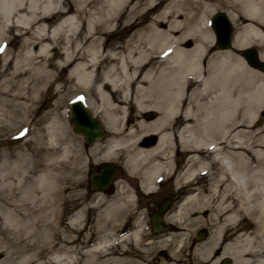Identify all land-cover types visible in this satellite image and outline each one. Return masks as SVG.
I'll return each instance as SVG.
<instances>
[{
  "label": "bare ground",
  "instance_id": "bare-ground-1",
  "mask_svg": "<svg viewBox=\"0 0 264 264\" xmlns=\"http://www.w3.org/2000/svg\"><path fill=\"white\" fill-rule=\"evenodd\" d=\"M215 3L231 10V20L236 18L238 11L242 17L260 26L259 29L248 23L238 29L232 47L238 51L249 46L253 38L258 39L259 44H263L258 57L264 59V29H261L264 28V0H0V46L4 49L0 52V58L4 60L0 73L8 75L5 84L9 87L7 92L0 87V123L13 122L19 117L20 108L28 117L26 120L30 118L25 103L12 102L17 95H10L9 91L15 86L28 95L53 92L55 87H62L58 80L64 71L67 83L76 88L73 95L84 90L92 114L103 113L104 125L114 133L126 113L125 104L134 92L133 104L159 114L153 122H141L135 129L139 134L157 132L159 142L153 149H139L128 154L129 169L139 168L151 153L160 152L165 139L177 135L182 148L189 150L188 162L192 169L186 171L187 176L198 174L212 163L220 170L217 180L210 182L208 188L196 189L183 199L173 216L175 222H182V211L186 206L204 208L214 198L219 210L231 196L239 201L241 211L249 214L255 229L259 227L256 230L259 242L254 248L248 238H238L239 241L225 247L224 253L234 250L235 264H264V134L255 140L253 131L256 111L264 107V72L252 69L241 55L230 50L214 53L205 66L202 64L201 55L212 41L211 33L204 26ZM232 6L235 12L230 8ZM193 7L203 9L199 14L203 26L193 21L197 12H186ZM180 12L184 16L182 22L178 20ZM54 14L62 17L51 23ZM147 15L154 23L143 25ZM165 18L170 21L168 30L163 31L158 24ZM176 28L180 35L173 39ZM120 31L130 33L125 40L110 43L111 36ZM10 32L14 33L11 39L7 36ZM200 33L198 38L196 35ZM191 36L197 38L195 45L182 49L179 41ZM18 40L20 50L15 51L11 44ZM51 44L56 51L49 55ZM34 45H38L36 50ZM169 49L171 53L164 56L163 52ZM153 50H159V53L154 54ZM8 55H11L9 60L6 59ZM57 56L60 58L53 62ZM145 65L148 68L140 75ZM105 83L110 84L109 91L103 89ZM33 99L29 97L26 101ZM116 111L122 115L117 116ZM178 118L182 122L174 129L176 123L173 121ZM243 123L249 125L247 131H243V127L236 128ZM33 129L30 128L29 134ZM46 131L48 139L56 144L57 134L63 133L55 119L47 124ZM40 134L39 129L38 137H42ZM257 142L259 149L255 148ZM106 144L100 151L104 157L113 155L112 149L117 147L114 140ZM48 148L44 153L47 158H43V170L37 177L31 175L37 160L32 161L29 153L0 149V229L1 225L5 229L12 227L26 239L18 240L17 244L27 251L25 256L32 258L35 264H117L116 259L103 254L102 239L85 250L86 257L79 260L74 259L69 250L71 240L68 235H64L60 239L62 245L55 248L59 233L55 235L45 226H32V220L39 213L30 212L29 207L20 202L26 199L35 205L39 197L35 192L37 189L41 191L39 201L47 198L55 177L46 167V160L50 162L56 154V147ZM160 153L163 155L164 152ZM155 162L153 175L163 165L167 166L159 160ZM10 206H15L18 211L14 212ZM107 209L110 214L111 208ZM79 213L77 211L74 218H70L68 225L80 223ZM216 217L215 214L213 218ZM235 217V214L227 215L218 225L214 222L216 226H213L215 230L210 239L203 248L196 249L201 260L207 258L220 238L225 222ZM53 222L58 225L61 221L54 218Z\"/></svg>",
  "mask_w": 264,
  "mask_h": 264
},
{
  "label": "rangeland",
  "instance_id": "rangeland-1",
  "mask_svg": "<svg viewBox=\"0 0 264 264\" xmlns=\"http://www.w3.org/2000/svg\"><path fill=\"white\" fill-rule=\"evenodd\" d=\"M215 1V0H213ZM218 1V0H217ZM220 1V0H219ZM231 5V4H229ZM215 8L214 10H212L211 12H209L208 15H210L211 13H213V11L215 10H223L225 11L227 14H229V9L228 7L226 8L225 5H222L221 3H215ZM142 10H143V5H141ZM232 10H235V7H230ZM186 12H197V15L195 16V18L193 19V21L195 22V24L199 25V26H203L202 24V16H199V14L201 13V11H203V9H201L200 7H193L192 9H186ZM157 11V10H156ZM231 11V10H230ZM238 11H236V18L234 20H232V23L234 24L235 29H239L241 27H243L245 24L248 23H252L251 21H249V19H245L244 17H242L241 13H237ZM180 14L178 16V20L179 22H182L183 19V12L178 13ZM152 16V15H151ZM62 15L61 14H54L50 21L51 23H55L59 18H61ZM172 17V16H171ZM169 21L168 18L163 19L162 21H160V23L158 24V28L166 31L168 30V26H169ZM204 21V20H203ZM149 23H154V21L150 18V16L147 15V17L144 19L143 25L145 24H149ZM254 25V27L259 28V25H256L255 23H252ZM204 27H206L208 29V31L211 33V37H212V31L210 30V27L207 25H205ZM203 27V28H204ZM202 29V28H201ZM261 29H264L261 27ZM205 30V29H204ZM173 39H177L176 37L180 35L179 30L173 29ZM130 33V31L128 32V34ZM126 32L120 31V32H116L114 35L111 36L110 39V43L113 41H123L127 38L128 35ZM14 35L13 32L8 33V38L11 39L12 36ZM202 34H198L196 36H198V38L201 36ZM213 38V37H212ZM197 38L195 36H191V37H185L183 40L179 41L180 42V47L182 49H189L192 48L195 43H196ZM255 45H253L254 47H256L257 49H261V45L263 44H259V40L255 38H253ZM208 41V40H207ZM259 41V42H258ZM210 43V42H209ZM20 44L21 42L18 41H13V44H11L12 48H14L15 51L20 50ZM212 44V41H211ZM211 44L210 46H208V48L205 47V51L202 53L201 55V59H202V64H204V66L207 63V60L209 57H211L214 53H218L220 50L218 51H212L211 49ZM252 45V44H250ZM38 47V45H34L33 49L36 50ZM147 48V47H145ZM104 49H107V46H105ZM231 52L233 53H237L238 55V51L234 50V48L232 47L231 49H229ZM228 50V51H229ZM56 48L53 44L50 45L49 49H48V54L52 55L53 53H55ZM154 54L155 52L159 53V50H153ZM165 52V51H164ZM163 52V53H164ZM0 55H2V53H0ZM11 55H8L6 57V59L9 60ZM58 58H60V56L54 57L53 62H55V60H57ZM4 62V60L2 59V57L0 58V69H1V65ZM148 68V65H145L144 67L141 68L140 71V75ZM56 72V71H54ZM8 79V75L7 74H1L0 73V87L2 88L3 92H7L9 90V87L5 84V81ZM58 83L61 84L62 87H55V91L51 92V90L47 91V92H43V94H35V93H30L28 95V93H26V91H24L21 87L15 86L11 91H9V94H16V98L12 99L13 103H18V102H23L25 103V105L29 108L28 109V115H30V118L28 120H26V114L25 112H23L24 110L20 108V115L18 118H15L13 122H11L10 124L8 122H1L0 123V149H2L3 151L6 152H21V153H29L31 156V160H37L35 161L37 167L34 170L33 173H31L32 176L37 177L38 174H40L43 170V158H47V156H45V152L47 150H49L48 147H56L54 148V151H56L54 157L52 158V160L49 162L48 160H46V162L48 163V168H50L49 171L52 172V174H54L55 177V181L52 182L51 181V189L48 192L47 198L46 199H42L39 201L40 195H41V191H39L37 188V191H35L36 193L39 194V197L37 198L36 204L35 205H31L29 200H24L22 202H20V204L23 203L24 206L29 207V211H38L39 216H37V218H35L34 220H32V226H45L48 229H51L50 232L56 235V233H59L58 237H60L59 239L55 240L56 242L58 241V244L55 246V248H58L60 245H62L63 242H61L62 238L64 235H68L69 239L71 240V243H68L70 245V251L72 252L73 258L74 259H79V260H83L86 255L84 254V251L87 250L88 248H90V246L95 243L98 242V240H103L102 242H104L101 247H102V251L103 254H106L107 257H111L112 259H116L118 262L117 264H149L146 262V260H143V258L140 260H137L135 258H138V256L134 255V252H138L140 250H138L137 246H140L141 243L137 242V241H131V240H127L126 238H124L123 240L119 241L118 238L113 239L112 237H114V234L118 235V231L115 227H117L115 224H108L107 221H105V213L103 215V213L101 212L100 214L97 212L93 213V209L96 208H92V207H85V203H79L76 205L77 201L82 197L81 194H77L73 192V187L74 185L77 186V184L79 183V181L82 179L81 177V172L83 171L84 167L83 166H76L74 168V170L76 172H79L81 170V172H79L78 174H73L70 173L68 170V166L67 163L65 161V154L68 155H73L75 153H70L71 151H76L75 149L76 147H81L83 146V136L76 134L73 131V126L69 121V104L73 101V100H81L83 103L86 104V106L88 107V110L91 112L92 109L90 106H88L87 102H86V95L84 93V90H80V93L73 95L74 94V90L76 88L72 87V83H67V76H66V71H64L63 73H60V77L58 80ZM145 85V84H144ZM136 86V84L134 85V87ZM111 88L109 83H105L103 84V89L106 91H109ZM57 90V91H56ZM20 91L22 92V94H19ZM18 92V94H17ZM29 97H34L33 101H26ZM134 92H133V97L132 98H128L129 100H127V103L125 104V110H126V114H129V116H131V124L132 128L135 127V124L140 123L139 120L144 121V118H141V115L143 113H147L148 110H142L140 108H138L136 106V104H133L134 101ZM26 98V99H25ZM153 110V109H152ZM264 107L260 108L256 111V115L254 117V119L256 117H259L258 123L260 124V131L261 134H264ZM157 114V116L159 115L158 112H155ZM103 113H98L96 115V118H98L100 121H102L101 123H106V121H104L105 118H103ZM115 114L117 116L122 115L119 111L115 112ZM40 119V120H39ZM53 119L57 120L58 123L61 126V131H63L62 134H57L58 137V142L56 143H52L51 139H48L49 137L47 136V124H49L51 121H53ZM23 120H25V124L23 123ZM121 121V120H119ZM175 124V129H177L178 125L182 122L180 118H178L176 121H173ZM123 127L121 128V130L124 132L127 130V128H124V121L122 122ZM242 128L243 127V131H247V129H249V125L246 123H243L242 125H238V127L236 128ZM30 128H34L33 131L29 134L30 132ZM27 130V133L23 136L20 135V132L23 130ZM40 129L41 132V136L42 137H38V130ZM107 129V128H106ZM108 130V129H107ZM114 132V131H113ZM109 137H113V133H109L106 132ZM122 133H118L117 135H121ZM124 134V133H123ZM126 134V132H125ZM152 134H155V132H151V133H147L146 134V140H147V145L148 147H142L140 144H137L138 140H142L144 139L143 136H140L139 139H137L134 144V149L131 150L128 154H132L134 152H136L139 149H144V148H152L153 145H150L148 142L149 140H151V136ZM15 135H20V138L16 141H12L11 137L15 136ZM145 135V134H144ZM158 135V134H157ZM29 136V138L27 139V137ZM129 136H133V134H128L127 137ZM31 137V138H30ZM40 140L43 141V143L40 144ZM51 142V144H50ZM105 141H98V143H96L95 145L100 146L105 144ZM220 142V141H218ZM152 143V142H151ZM107 145V144H106ZM222 145V144H220ZM154 147V146H153ZM71 148V149H69ZM155 148V147H154ZM153 149V148H152ZM224 150H226V148H223ZM69 150V151H68ZM228 150V149H227ZM264 150V149H262ZM66 151V152H65ZM164 159L165 162L169 160V157L166 155V152L164 153ZM73 158V157H72ZM219 166L215 163H212L211 166H209L207 168V175L199 177L200 179H198V182L196 184V189L199 190H205L206 188L209 187V183L216 181L218 178V172H219ZM200 175H204V174H200ZM33 178V177H32ZM66 184H68V194L66 195L65 189H66ZM231 199V196H229V199L227 201H229ZM214 198L212 200V202L208 203V205L200 208H197V211H200L202 209H208L210 211L209 216L208 217H202L200 215L197 216L194 214L195 217H185V215H183V220L182 222H179L178 225L180 226H184L183 224L185 223V221H187L188 223L185 225L190 227L189 231L190 233H192V230L195 228H208L209 230V235L207 237L201 238L199 240V244L197 245V250H200L201 248H203L202 246L208 242V240L210 239L213 231L215 230L214 227L216 226L214 222L218 223L220 222L223 223L224 220L222 211L226 208H222V209H217L215 207H213V205L216 204V202H214ZM26 203L28 205H26ZM31 205V206H30ZM9 208H11L14 212H17V208L15 206H10ZM34 210H32V209ZM65 210H69V211H79V216L82 217L80 219V223L71 226L70 224L68 225V221H70V219L67 218V216H64L65 214L63 213ZM218 215V217L213 218L214 215ZM240 214H242L240 212ZM247 215L245 212H243L242 215ZM249 216V214H248ZM74 217V216H73ZM198 217V218H197ZM239 217V218H238ZM238 217L237 219H239V221H243L244 223H247L250 225L249 221L245 218L241 219L239 213H238ZM57 218L60 219V223L57 225L56 222H53V219ZM72 218V217H71ZM196 218V219H194ZM73 219V218H72ZM107 219V218H106ZM218 219V221H217ZM235 219V221L237 220ZM180 221V220H179ZM113 222V221H112ZM191 224V226H190ZM214 226V227H213ZM225 226V225H223ZM184 227V231H187V229H185ZM226 227V226H225ZM0 229V264H35L32 260V258H29L27 256H25V254L27 253L26 250H21L20 246H18L17 241L18 240H23L25 241L26 239H24L18 232H15L14 229L12 227H7L6 229L2 227L1 225ZM22 229V227H20ZM192 228V229H191ZM18 231V230H17ZM114 233V234H113ZM116 236V237H117ZM5 238V239H3ZM99 238V239H98ZM61 239V240H60ZM221 238H219L216 242V244H214L211 249H210V253L207 256V258L205 260H201L202 258L200 257L199 252H197L196 250H194V252L192 253V255L187 257L186 254L182 255L183 251L181 252L182 254H180V249L179 252H177V244L175 245H165L167 246V250L169 252V260L171 261H167L165 258L162 262L158 263V264H168L171 262H178L180 264H204V262H206V264H210V257L212 255V253L219 248L222 244H221ZM107 242V243H106ZM134 243V244H131ZM105 245V246H104ZM104 246V247H103ZM132 246V251H130ZM210 247V246H209ZM129 248V249H128ZM181 249L184 248V246L180 247ZM33 250H31L30 252H32ZM247 256H249L247 254ZM106 257V258H107ZM201 259H200V258ZM177 258H180V260L178 261ZM22 259H24V261H22ZM22 262H21V261ZM21 262V263H20ZM232 263H234V260L232 258Z\"/></svg>",
  "mask_w": 264,
  "mask_h": 264
},
{
  "label": "flooded vegetation",
  "instance_id": "flooded-vegetation-1",
  "mask_svg": "<svg viewBox=\"0 0 264 264\" xmlns=\"http://www.w3.org/2000/svg\"><path fill=\"white\" fill-rule=\"evenodd\" d=\"M157 117L155 113H143L141 115V118H144L142 123H151ZM256 120V124L253 127V131L256 133V136H254L255 140L261 135L259 119ZM131 121V116H128L126 121L127 130L115 132L122 133L119 136L113 135V137L108 138L106 133L105 139L102 140L105 141V144L100 146H86L83 144V146L75 148L77 150L75 154L66 155L67 171L78 174L81 170L76 172L74 168L77 165L84 167L81 172L82 179L77 186L74 185L73 187V192L82 196L76 205L85 203L87 208H96L93 209V213L97 212V214H100L102 212L103 215L105 213L107 218H105V221L108 224L118 225L115 228L118 231V235H120L119 240L126 238L127 240L141 243L140 246H137L140 251L134 252V255L138 256V258H135L137 260L141 261L143 258L149 264H158L164 258L167 261H171L165 245H175L177 242V252L180 249V254H186L187 257L185 258H188L197 249L200 237H207L210 233L208 228L198 229L195 227L190 233L189 225L185 227L188 223L187 221L183 224L184 226H180L173 217L177 214L178 206L183 199L196 190L198 182L195 174L187 176L188 174L186 173V171L189 172L192 169L187 161L189 151L186 148L183 149L179 138L173 136L166 139V142L163 143V149L169 157L168 161L165 162L163 160L164 153L156 157L151 155L139 168L130 170L126 159L128 153L134 149L135 141L140 136H143L144 139L138 140L137 144L142 147H148L146 134H139L136 129H128L129 126L133 125ZM139 122L141 123V120ZM138 124H135V126L137 127ZM119 125L121 126V124ZM128 134H133V136L127 137ZM151 138L148 142L155 147L159 142L158 136L152 134ZM111 140L116 141L117 147L112 149L114 151L113 155L104 157L100 151L105 149L106 143L111 142ZM259 144L257 142L256 149L260 148ZM153 146L152 148H154ZM152 148L144 149L150 150ZM156 160L165 165L167 164V166L163 165V168L153 175L152 171L154 168L152 166ZM104 169H106L104 172L113 176L108 186L97 190L93 186L92 177L102 175ZM185 176L187 177L185 178ZM189 181L190 183H187ZM65 192L66 195L69 193L68 184H66ZM224 205L223 208H226L222 211V214H224L223 218L232 214H235L236 217L225 222L224 225L226 227L224 226L220 239L222 245L212 253L210 264H232L231 258L234 250L230 249L229 253L226 254L224 249L226 246L233 244L238 238L240 240L248 238L254 248L259 242L258 234L253 228L251 221H249V225L237 219L238 213L243 219L240 214L239 201L232 198L229 201H225ZM213 207L216 208V204ZM107 208H111L110 214ZM197 212H200L203 218L208 217L210 213L208 209L197 211V208L190 205L186 206L182 211L183 215L188 218L195 217L194 214L197 216ZM63 213H66L64 216L68 215L67 218L70 219L71 217L74 218L76 211L65 210ZM235 219L237 220L235 221ZM184 227L187 231L183 230ZM131 244L134 243L131 242ZM181 246H184V248L181 249ZM130 251H132V246ZM177 260L179 261L180 258H177Z\"/></svg>",
  "mask_w": 264,
  "mask_h": 264
},
{
  "label": "water",
  "instance_id": "water-1",
  "mask_svg": "<svg viewBox=\"0 0 264 264\" xmlns=\"http://www.w3.org/2000/svg\"><path fill=\"white\" fill-rule=\"evenodd\" d=\"M212 29L215 33L216 47L225 49L230 46L232 27L227 17L219 12L212 17ZM242 55L245 57L250 66L264 71V61H259L256 51L253 49L242 50ZM71 123L73 130L76 133H82L86 137V142L91 143L94 139L103 137V131L99 123L92 118L83 104L79 101L73 102L70 105ZM102 184H107L111 174L102 173Z\"/></svg>",
  "mask_w": 264,
  "mask_h": 264
},
{
  "label": "snow or ice",
  "instance_id": "snow-or-ice-1",
  "mask_svg": "<svg viewBox=\"0 0 264 264\" xmlns=\"http://www.w3.org/2000/svg\"><path fill=\"white\" fill-rule=\"evenodd\" d=\"M207 25H208V26H211V21H207ZM207 38H208V37L206 36L205 39H207ZM3 50H4V49H3V46H0V52H2ZM171 51H172V50L169 49L168 51L164 52L163 55H164V56H168V55L171 53ZM26 133H27V130L25 129V130H23V131L20 132V135L23 136V135H25Z\"/></svg>",
  "mask_w": 264,
  "mask_h": 264
}]
</instances>
